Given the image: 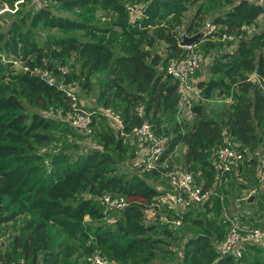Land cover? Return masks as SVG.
I'll return each instance as SVG.
<instances>
[{
	"label": "trees",
	"instance_id": "1",
	"mask_svg": "<svg viewBox=\"0 0 264 264\" xmlns=\"http://www.w3.org/2000/svg\"><path fill=\"white\" fill-rule=\"evenodd\" d=\"M3 1L13 4L17 0ZM188 1L53 0L57 11L50 2L27 11L23 20L29 19L31 27L82 33L31 42L24 61L28 70L9 82L4 81L7 76L2 74L5 67L0 60V225L20 221L12 245L23 259L21 264H61L75 252L70 237L83 238L88 255L99 252L112 264H242V253H223L217 248L228 230L221 234L208 218L192 215L187 206L177 210L171 204L167 217L179 218L180 223L190 220L199 228L186 236L179 255L168 249L160 254L159 243L166 241L162 236L173 237L175 225L161 219V212L155 214L156 221L145 219L147 209L158 210L155 203L161 191L139 173L118 168L128 153L126 137L134 136L139 145L136 130L147 121L155 135L167 137L166 147L149 170L152 174L158 173L157 165L170 153L183 147L185 163L201 166V185L206 189L239 172L247 159L258 176V156L264 153V91L250 76L264 78V3L229 0L230 8L211 22L216 28L206 38L221 39L232 49L214 54L207 77L197 80L200 97L190 107L193 118L189 120L181 116L178 82L166 71L171 58L186 55L176 28L183 24ZM129 6H140L141 17L131 21ZM95 9L112 14V27L95 23ZM258 21L263 26L249 34L248 28L258 26ZM200 29L192 31L190 24L185 34ZM224 34L235 40L222 39ZM3 38L0 33V42ZM158 41L168 51L165 57L152 52ZM206 44L216 47L215 41ZM72 60L79 63L84 87L90 88L92 76H102L97 100L118 111L123 120L120 128L108 127L96 134L93 120V132L86 136L94 135L99 147L75 155L43 150L53 141L51 132L60 126L74 136L85 134L38 111L69 109L71 99L60 83L71 84L76 75L62 74L60 68ZM34 69L50 72L53 78L57 75L58 80L47 82ZM226 97L231 103L211 113L203 103ZM140 106L142 114L137 111ZM223 144L241 150L243 158L237 168L218 177L213 159ZM249 151L253 153L247 158ZM105 195L122 196L126 204L111 205ZM109 211H117L111 221L105 220ZM260 247L247 243L241 250L260 251ZM12 255L0 251V264L10 262Z\"/></svg>",
	"mask_w": 264,
	"mask_h": 264
},
{
	"label": "rangeland",
	"instance_id": "2",
	"mask_svg": "<svg viewBox=\"0 0 264 264\" xmlns=\"http://www.w3.org/2000/svg\"><path fill=\"white\" fill-rule=\"evenodd\" d=\"M228 1L229 0H189L187 4L188 10L184 13L183 24L176 28L180 38L183 33L187 32L190 24H192V31H194V29L198 27L202 28L207 23H211L216 16L225 13L231 6ZM236 1L237 0H232V2ZM251 1L264 3V0ZM41 4H44L42 0H17L13 4L0 0V33L4 35L3 40L0 42V60L5 67L2 74L7 76V78L4 79L6 82H9L17 73L27 71L25 70L26 65L24 61L29 57V54L26 52L31 42L43 43V41L49 39L51 35L75 36L81 35L82 33L78 31L67 33L57 29L42 28L39 25L31 27L29 19L23 20L24 16L27 11L37 9ZM50 4L53 5V9L57 11L56 5L52 2H50ZM136 9L140 10V6L136 7ZM59 12L65 13V11L62 10ZM86 12L89 14L88 11ZM94 15L96 16L95 23L101 28L112 27L111 20H113V16H111L112 14L110 12L102 9H95ZM257 25L258 26L252 25L248 28L249 34L263 26L261 21H258ZM208 41H215L216 47H208L206 44ZM182 47H184L186 55L195 54L198 58V67L191 82V86L193 87L196 85L197 80L207 77V67L214 54L232 49V45H229L221 39H207L206 37H201L198 43L191 47ZM116 48L117 47L114 46L115 52H117ZM152 52L158 53L161 57H165L168 53L165 46L159 41L152 47ZM65 70L66 74L76 75L73 80L74 84L70 86L69 89L75 95L77 103L85 109L95 112V134L98 131L108 129V127L116 130V127L99 112L104 107L101 102L97 100V86L102 76H92L88 83L90 88H88L84 87V85L87 84L79 74L78 62L72 60V62L66 66ZM53 79L57 81L58 76L56 75V78ZM194 101L196 100L190 98L188 101H183V106L180 110L182 117L189 120L193 118L190 107ZM203 103L211 113L223 105H229L231 99L228 97L222 100L215 98L213 100L203 101ZM28 110L34 111L35 109L28 107ZM38 111L41 114L57 119L54 112ZM51 135L53 136V141L47 144L43 150L51 152L63 150L71 153V155H75L77 152L99 147V143L94 135L90 138L83 134L82 137L74 136L70 134L64 126H60L57 130L52 131ZM125 143L126 147L129 149L128 153L118 165L119 170H124V172H128V174L139 173L141 176L146 177L150 184L161 191L155 203L158 210H155L154 207L147 209L146 222L156 221L155 214L161 212V218L166 214L167 209H169L168 207L172 203L174 194V186L171 183L172 172L174 170L178 172L190 171L198 184L203 183L204 177L201 174V166L196 163H191L189 165L185 163L183 147H179L174 152L170 153L164 161L157 165L159 170L158 173L152 174L149 172L151 167L147 165V157L142 154L145 152V148L140 147L138 144L136 145L134 136H127ZM251 153H253V151H249L246 157H250L249 155H251ZM136 154L141 156V159H138ZM208 196L206 201L190 204L186 208L192 210V215L208 218L213 223L212 227L217 231H221V234L229 230L234 224L264 225V183L255 175L253 164H251L248 159L242 163L239 172H233L217 180L211 187ZM116 213L117 211H109L105 220L111 221L114 219ZM168 218L170 217L168 216ZM19 227V220H13L0 225V251L11 252L13 254L11 261L3 264H21L23 262L19 252H13L12 245L13 238L18 233ZM172 228L174 231L173 237L162 236L166 241L164 243H159L158 252H160V254L166 252L168 249L174 251L175 255H179L181 245L186 236L197 231L199 227L192 224L190 220H186ZM70 240L74 242L75 252L71 257L63 258L61 264H92L88 260L86 250H84V239L70 237ZM260 245V251L250 248L244 251L240 250L236 253L237 255L242 253L240 257L242 264H255L257 261L264 264V244ZM27 264H30V262L28 261ZM113 264L121 263L114 262Z\"/></svg>",
	"mask_w": 264,
	"mask_h": 264
},
{
	"label": "built area",
	"instance_id": "3",
	"mask_svg": "<svg viewBox=\"0 0 264 264\" xmlns=\"http://www.w3.org/2000/svg\"><path fill=\"white\" fill-rule=\"evenodd\" d=\"M43 2H51L53 0H42ZM130 20L133 21L136 18L141 17V11L136 7L129 6ZM215 25L207 23L200 30H203V37H206L215 29ZM229 39L234 41L233 37L223 35L222 39ZM191 47V46H187ZM198 67V58L195 54L185 55L179 58H171L166 65L167 73L172 76L178 82V88L180 92V104L179 109L183 106V101L190 99H197L200 97L199 91L196 86H191L193 76ZM66 67H61L62 74H66ZM25 70H28L25 67ZM34 72L39 73L47 82L55 81L50 72L40 71L34 69ZM252 80H257L258 84L264 91V78L259 79L256 75H251ZM74 83L64 85L60 83V86L64 87L67 95L71 99V105L67 110H57L55 117L65 123H68L72 128L85 134L91 135L93 132V120L95 112L89 111L80 106L73 92L69 89ZM190 106V105H189ZM143 107H138L137 111L142 114ZM108 121L114 125L117 129L122 126V117L118 111L111 107H103L99 111ZM136 137L140 147L145 148L143 155L147 157V165L154 167L156 160L162 153L167 144V137L155 135L151 124L147 121L143 122L136 130ZM243 153L238 148L229 144L219 145L216 149L213 159L214 167L217 171V176L222 177L227 172L237 168L239 162L242 161ZM257 174L259 178L264 182V153H260L258 156ZM171 183L174 186V194L172 199V207H176L177 210H182L186 206L204 201L210 190L204 188L201 184H198L190 171L178 172L174 170L172 172ZM104 200L116 207H122L126 204L125 199L121 197L111 198L109 195H105ZM162 219L170 222L172 225L180 223L179 218H168L166 215L161 217ZM247 243H259L264 244V225H246V224H234L227 232L225 237L217 243V248L223 252H239ZM88 260L93 264H112L110 261L102 256L99 252H92L88 255Z\"/></svg>",
	"mask_w": 264,
	"mask_h": 264
},
{
	"label": "water",
	"instance_id": "4",
	"mask_svg": "<svg viewBox=\"0 0 264 264\" xmlns=\"http://www.w3.org/2000/svg\"><path fill=\"white\" fill-rule=\"evenodd\" d=\"M203 33H204L203 30H199L193 35H186L185 33H183L181 35V40L179 42V45L180 46H193L196 43H198L201 37H203Z\"/></svg>",
	"mask_w": 264,
	"mask_h": 264
}]
</instances>
